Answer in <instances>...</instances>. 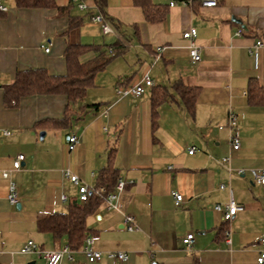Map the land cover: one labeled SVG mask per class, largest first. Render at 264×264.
<instances>
[{"label":"crops","instance_id":"crops-1","mask_svg":"<svg viewBox=\"0 0 264 264\" xmlns=\"http://www.w3.org/2000/svg\"><path fill=\"white\" fill-rule=\"evenodd\" d=\"M54 1L70 12L18 8L15 0H1L8 11L0 13V264H45L37 253H22L31 240L41 252L66 246L65 239L38 232V220L64 212L71 201L79 200L78 187L65 177V170L77 175L81 186L96 188L98 174L108 166L117 170L118 179L134 181L126 187L122 205L139 230H127L123 214L101 205L87 218V226L97 232L94 247L104 257L89 263L80 251L75 262L257 264L264 237V185L236 171L264 170V105L251 104L248 97L252 82L264 86V45L257 65L252 54L257 41L264 44V0H218L214 8L202 7V0H152L168 9L166 19L158 23L146 22L133 0H107V16L119 24L109 45L98 41L104 34L97 33L101 28L93 16L102 12L94 0ZM80 2L86 4L85 10L78 7ZM70 16L82 19L78 32L82 44L119 42L124 52L96 74L85 100L73 105L72 121L55 127L51 121L64 117L66 96L34 95L9 107L5 87L14 83L18 72L31 69L66 75ZM189 27L198 32L201 61L196 64L182 35ZM159 46L163 50L156 58ZM147 73L154 88L146 87L140 97L117 95V87L143 84ZM176 83L195 91L194 115L186 111ZM156 88L169 97L159 108L154 129ZM91 105L98 107L86 109ZM230 111L241 134L237 151L229 143ZM4 130L11 134L4 136ZM70 134L80 140L71 152ZM192 147L196 151L190 155ZM19 154L25 156L23 167L14 171ZM10 182L17 189V205L8 200ZM174 192L183 196L179 205ZM231 196L244 210L228 223V244L221 229L222 213L215 208L224 207ZM190 233L194 241L186 250L182 237ZM109 252H125L128 261L109 259ZM62 264L73 262L65 258Z\"/></svg>","mask_w":264,"mask_h":264},{"label":"trees","instance_id":"trees-1","mask_svg":"<svg viewBox=\"0 0 264 264\" xmlns=\"http://www.w3.org/2000/svg\"><path fill=\"white\" fill-rule=\"evenodd\" d=\"M94 1L104 17L117 31L119 24L111 22L106 13L107 0ZM133 1L134 5L141 9L146 22H162L168 15V9L165 6L155 5L152 0ZM15 4L18 8H55L60 14L70 12L68 7H58L54 0H15ZM81 25L82 19L80 17L70 16L69 29L65 33L66 75L53 76L44 69L18 72L14 83L5 87V103L7 106L17 105L23 98L34 95H64L68 99L64 117L51 122L55 127H65L72 121L75 113L73 105L82 103L85 100L88 90L94 86L96 74L102 71L115 57L124 52V47L119 42H115L110 46L82 44L78 39ZM174 87L180 93L186 111L190 115H194L195 91L184 87L181 83H176ZM168 97V93L161 89L156 88L153 90L152 122L154 129L157 128L159 108L167 102ZM248 97L251 104L264 105V86L252 82L249 86ZM96 107L98 105H91L86 106V109ZM118 180V172L115 168L108 166L100 171L96 188L104 186L106 192L103 195L90 192L87 201L73 200L66 211L54 212L41 217L37 222L38 232L51 234L55 240L65 239L69 248L75 253L82 251L85 241L97 235L95 230L87 226V218L93 215L101 205L105 206L104 199L107 194L113 191ZM221 229L223 235H225L228 230V222H223ZM73 264L83 263L73 262Z\"/></svg>","mask_w":264,"mask_h":264},{"label":"built area","instance_id":"built-area-1","mask_svg":"<svg viewBox=\"0 0 264 264\" xmlns=\"http://www.w3.org/2000/svg\"><path fill=\"white\" fill-rule=\"evenodd\" d=\"M78 1V0H75ZM173 5V4H171ZM201 5L204 8H214L218 6V0H202ZM78 7L81 10H85L87 8L85 3L80 2ZM8 9L5 5L2 4L0 0V13L7 12ZM93 21L97 23L104 35L115 34V30L112 25L108 22V20L104 17L102 13H98L93 16ZM183 38L188 41L189 44V52L191 61L196 64L201 61V54H200V46L197 42L198 32L195 27H189L187 30L183 32ZM237 35H241V31L237 33ZM262 41H257L256 44L252 47V54L254 55L256 65L258 60V54L260 48L263 46ZM162 47L156 48V58L160 57L162 52ZM46 51L48 52L49 49L47 48ZM111 52V50H110ZM155 86L154 81L149 76V74H145L143 77V84H135L129 87H117L116 93L120 97H140L144 92L145 88H153ZM228 127H229V143L231 145L232 150L237 151L240 149L241 146V134L238 126V120L236 115L230 111L228 114ZM11 132L9 130H4L3 135L9 136ZM79 136L76 134H70L67 138V146L68 150L71 152L75 150L76 146L79 144ZM196 151L195 147L189 149V154L193 155ZM25 160V156L23 154H19L13 162V170L14 171H21L23 167V162ZM229 163V159L225 158L222 160V164L226 165ZM228 172L232 175L234 172L233 170L228 167ZM238 176H246L247 174L250 175L253 182L258 184L264 185V170L262 169H240L236 171ZM65 177L72 182L74 185L78 187V194H79V201L85 202L88 200L89 193L94 192L98 195H103L106 192L104 186L100 188L95 187H88V186H81L80 180L77 175L73 174L70 170H65L64 172ZM3 177L8 179L9 173L4 172ZM134 181L132 179H119L116 183L112 192L107 194L105 200V207L112 212H119L124 215V227L129 231H137L139 230L135 225V218L131 215H126L123 213V205H122V195L125 192L126 187L129 184H133ZM221 189L225 188V185L220 186ZM173 196L176 201V205H179L183 201V196L177 192L173 193ZM62 199L64 201H68L67 195H63ZM8 200L12 205H17L19 203V196L17 193L16 186L13 182L9 184V194ZM216 211L222 213L223 222H230L236 214L244 210V206L241 204L236 203L231 196L229 202L222 207L221 205L216 206ZM226 242L228 244L231 243V232L228 229L225 232ZM96 237H90L85 241V244L82 249V253L85 256V259L89 263L101 261L104 257V254L101 251H98L94 247V243L96 241ZM194 241V234L190 233L186 236L182 237V243L186 250H191L192 244ZM24 254H31L37 253L39 256L43 257L45 264H62L64 259L67 258L70 262H75V252L72 251L68 245L64 246L60 250H52L41 252L39 246L34 241H29L21 250ZM109 259L114 261H118L120 263H124L128 261V254L125 252H109L106 254ZM257 264H264V237L260 240V250L257 256Z\"/></svg>","mask_w":264,"mask_h":264},{"label":"rangeland","instance_id":"rangeland-1","mask_svg":"<svg viewBox=\"0 0 264 264\" xmlns=\"http://www.w3.org/2000/svg\"><path fill=\"white\" fill-rule=\"evenodd\" d=\"M96 31H97V33L100 35L101 33H100V31H101V29H96ZM101 36V35H100ZM113 40H114V34H109V35H104L103 37L101 36V38L98 40V41H102V45H109V44H111L112 42H113ZM87 41H89V40H84V42L83 43H93V42H87ZM97 43V42H96ZM95 43V44H96ZM103 43H105V44H103ZM41 134V133H40ZM82 255L81 254H79L78 255V259H82ZM80 259V260H81Z\"/></svg>","mask_w":264,"mask_h":264},{"label":"water","instance_id":"water-1","mask_svg":"<svg viewBox=\"0 0 264 264\" xmlns=\"http://www.w3.org/2000/svg\"><path fill=\"white\" fill-rule=\"evenodd\" d=\"M45 137V132H41L40 138L43 139Z\"/></svg>","mask_w":264,"mask_h":264}]
</instances>
